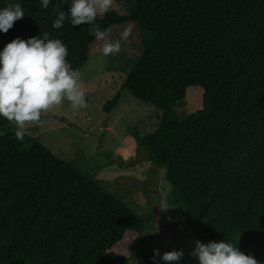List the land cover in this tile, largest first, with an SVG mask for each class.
Wrapping results in <instances>:
<instances>
[{"label": "trees", "instance_id": "16d2710c", "mask_svg": "<svg viewBox=\"0 0 264 264\" xmlns=\"http://www.w3.org/2000/svg\"><path fill=\"white\" fill-rule=\"evenodd\" d=\"M25 16L7 34L47 32L68 47L81 70L99 43L91 26L51 27L71 0H16ZM128 14L109 11L101 30L134 26L141 54L122 91L160 114L157 131L136 137L149 162L165 169L167 204L201 242L239 250L264 247V0H127ZM5 0H0V8ZM201 104L183 117L190 90ZM0 117V264H152L144 217L102 181L54 155L26 123ZM164 264V262H161Z\"/></svg>", "mask_w": 264, "mask_h": 264}, {"label": "rangeland", "instance_id": "374dc122", "mask_svg": "<svg viewBox=\"0 0 264 264\" xmlns=\"http://www.w3.org/2000/svg\"><path fill=\"white\" fill-rule=\"evenodd\" d=\"M15 2L5 0V6ZM129 7L127 0H112L108 12L125 15ZM125 28L131 35L120 41L118 53L102 56L99 41L91 60L78 71L87 108L73 109L65 100L43 112L40 121L35 122L38 138L54 155L74 165L84 176L102 181L113 195L132 204L145 219L151 249H159L161 254L183 250L179 264H197L189 255L196 234L182 213L167 204L170 186L165 169L145 159L136 143L137 136L145 138L157 131L160 114L126 91H122L118 105L110 113L104 111L123 89L141 54L143 34L132 25L113 28L107 39L119 40ZM11 40L7 33H0V48ZM199 92L190 90L187 103L176 108L180 118L201 104ZM240 251L264 264V247L261 253Z\"/></svg>", "mask_w": 264, "mask_h": 264}, {"label": "clouds", "instance_id": "9594fccd", "mask_svg": "<svg viewBox=\"0 0 264 264\" xmlns=\"http://www.w3.org/2000/svg\"><path fill=\"white\" fill-rule=\"evenodd\" d=\"M50 0H40L48 8ZM112 0H71L67 14L60 10L51 27L60 29L67 19L72 26H91L92 35L102 41L101 54L118 53L120 41L126 40L130 29L119 34V40H109L108 29L101 30L95 23L97 16L108 12ZM25 16L21 3L0 8V33H7L15 21ZM67 45L59 38L43 35L23 39L13 38L0 48V117L14 121V136L23 140L26 123L39 122L41 114L53 106L68 101L73 109L87 108L80 73L70 68ZM189 255L197 264H259L252 254H245L237 246L223 240L193 241ZM183 250L173 249L162 254L153 249L152 264H179Z\"/></svg>", "mask_w": 264, "mask_h": 264}]
</instances>
